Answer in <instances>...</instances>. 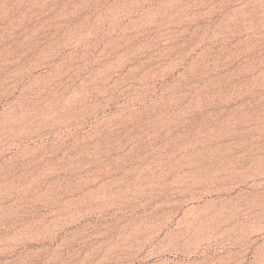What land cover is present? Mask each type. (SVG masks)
Here are the masks:
<instances>
[{
    "label": "rangeland",
    "instance_id": "1",
    "mask_svg": "<svg viewBox=\"0 0 264 264\" xmlns=\"http://www.w3.org/2000/svg\"><path fill=\"white\" fill-rule=\"evenodd\" d=\"M0 264H264V0H0Z\"/></svg>",
    "mask_w": 264,
    "mask_h": 264
}]
</instances>
